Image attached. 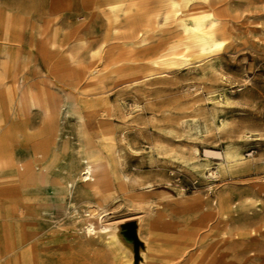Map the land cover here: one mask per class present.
<instances>
[{"label": "rangeland", "instance_id": "obj_1", "mask_svg": "<svg viewBox=\"0 0 264 264\" xmlns=\"http://www.w3.org/2000/svg\"><path fill=\"white\" fill-rule=\"evenodd\" d=\"M0 139L7 264H264V0H0Z\"/></svg>", "mask_w": 264, "mask_h": 264}, {"label": "bare ground", "instance_id": "obj_2", "mask_svg": "<svg viewBox=\"0 0 264 264\" xmlns=\"http://www.w3.org/2000/svg\"><path fill=\"white\" fill-rule=\"evenodd\" d=\"M172 7L175 8L174 10H176L175 12H177V8H176L177 6H176V4L173 5ZM184 15H186V14H184ZM195 18L196 17H192L193 21L196 20ZM183 23L186 25L187 24V20L185 19ZM92 104H94V103H92ZM1 146H3V147L5 146L4 139H0V150L2 148ZM0 165H1V160H0ZM85 169H86L85 170L86 171L85 174L87 175L86 176L87 179L91 178V176L93 175V173L96 171L95 165L92 162H89L88 160H87V165H86ZM16 174H17V169L5 170L4 171V170H2L0 168V176H15ZM2 193H4V192H2ZM92 229H93L92 226H88V231H91ZM1 236H2V234L0 232V264H7V259H8L7 245H6V243L5 244L2 243V237Z\"/></svg>", "mask_w": 264, "mask_h": 264}]
</instances>
